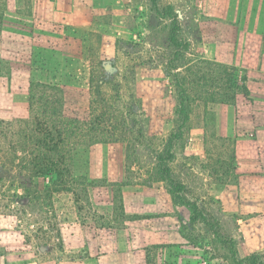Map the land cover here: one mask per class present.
I'll list each match as a JSON object with an SVG mask.
<instances>
[{
	"label": "crops",
	"instance_id": "0c3cea01",
	"mask_svg": "<svg viewBox=\"0 0 264 264\" xmlns=\"http://www.w3.org/2000/svg\"><path fill=\"white\" fill-rule=\"evenodd\" d=\"M156 4L154 0H0V137L2 126L12 132L29 121L32 86L61 88L63 67L91 66V52L113 60L121 58L120 44L125 50L136 47L150 54L168 49L172 20L160 16L157 8L170 6L189 44L184 53L191 48L198 53L186 68L211 61L236 68L247 78V98L239 95L234 104L218 105L212 124L204 119L192 124L182 140L188 156L195 147L210 145L220 151L232 144V167L214 173L226 180L215 188L221 206L217 217L241 258L264 256V0H156ZM151 57L136 69L137 86L147 105L159 100L147 93L155 83L156 58ZM48 92L53 99V91ZM155 110L150 106L148 115L158 114ZM166 187L158 180L136 184L133 199L139 205L133 213L165 211L168 232L141 231L127 240L111 234L95 242L94 236H77L76 213L75 218L59 220L61 235L53 241L60 245L36 238L26 241L18 230L22 241L0 240V249L5 245L8 251L6 264H75L72 257L63 261L58 253L83 248L88 251L84 264H189L188 240L179 229L190 208L176 203ZM92 243L97 245L96 256Z\"/></svg>",
	"mask_w": 264,
	"mask_h": 264
},
{
	"label": "rangeland",
	"instance_id": "374dc122",
	"mask_svg": "<svg viewBox=\"0 0 264 264\" xmlns=\"http://www.w3.org/2000/svg\"><path fill=\"white\" fill-rule=\"evenodd\" d=\"M159 9L165 8L161 6ZM178 42L183 47L172 48L170 45L168 49H157L152 54L136 47L125 50V44H120L121 58L109 60L104 54L91 52V66H81L76 70L75 67H63L61 88L53 93L63 106V114L67 119L75 118L85 134L82 138L80 135L71 139L72 146L76 147L73 153L74 173L88 184V193L80 202V214L72 194L54 195V214L46 203L36 206L26 203L23 206L15 201L11 185L14 171L18 172L19 169H10L13 165H5L4 158L8 156L10 141L18 139L14 138L13 132L6 131L2 126L0 178L5 183L0 182L3 185L0 194V237L4 236L0 240L22 241L18 231H23L27 235L25 240H33L35 237L43 242L60 245L57 240L53 241V237L61 235L59 220L75 218L76 213L74 224L77 236L81 239L94 236L95 242L99 241V237L111 234L126 237L127 240L140 235L141 231L142 234L150 230L168 232L171 229L165 211L147 209V215L133 213L139 205L133 199L135 190H138L135 189L136 184L148 185L152 181H164L170 190L169 182L163 179L165 173L159 172L160 166L163 168L167 165L174 181L187 184L181 193L183 198L197 203L209 220L212 218L219 222V229L207 226L201 219L191 223L192 210L189 209L188 218H184L183 226L179 229L188 240L191 255L189 264H250V259L233 253L236 247L233 249L231 244L224 243L230 236L217 217L221 206L216 200L215 188L226 180L224 177L215 178L214 173L217 170L229 171L232 167V144L227 143L226 148L220 151L210 145L201 150L195 147L188 156L184 155L187 148L182 140L192 124L202 119L212 124L213 109L225 105L222 97L228 86L234 88L236 100L239 95L247 98L250 93L247 82L243 81L242 72H238L234 81H230L228 77L216 75V71L210 72L215 68L209 69L203 63L186 68L188 63L198 58V53L193 48L184 53L187 38L183 32L178 34ZM159 45L163 46L162 42ZM177 51L179 55L175 60ZM150 55L151 59L156 58V71L152 74L155 81L152 91L147 93L159 96V100L155 103L152 101L148 106L143 90L137 86L136 69L139 64L148 63ZM173 59L176 69L167 72L168 62ZM193 68L197 72L202 68V81L198 80V74H193ZM88 78L91 81L89 90ZM184 90L189 97L186 103L189 120L186 123L180 107ZM150 106H154L159 113L148 115ZM30 117L33 119L32 114ZM16 126L18 128L14 130L18 132L23 125ZM85 128H95L97 134L107 140L91 144L90 136L95 133L87 135ZM169 141H172L171 148L168 147ZM170 154L173 158L166 161ZM160 157L166 161L161 165ZM143 218L151 221L135 222ZM40 242L37 244L40 245ZM92 244L94 250L91 253L96 256L97 245L95 247V243ZM5 247L0 249V264H6L5 254L8 251ZM166 247L163 245V248ZM58 254L63 261L72 257L75 264H84L88 251L83 248ZM259 261L264 262V256L259 257Z\"/></svg>",
	"mask_w": 264,
	"mask_h": 264
},
{
	"label": "trees",
	"instance_id": "16d2710c",
	"mask_svg": "<svg viewBox=\"0 0 264 264\" xmlns=\"http://www.w3.org/2000/svg\"><path fill=\"white\" fill-rule=\"evenodd\" d=\"M154 5L156 6V0H154ZM157 11L160 16L169 17L172 20L169 34L170 45L173 48L183 47L178 42V34L181 31V27L177 14L174 13L170 6L163 11L158 9ZM185 45L188 48L189 44L186 43ZM178 52L179 51L175 53V60L179 55L177 54ZM173 61L174 59L168 62L166 68L167 72L176 69L174 68L175 65L173 64ZM202 63L205 64V66H208L209 69L214 67L215 70H211L210 72L216 71V75L219 77H228L231 79L230 81H234L233 79L237 77L238 72L236 68L224 66L211 61H203ZM201 69L202 68H199L197 72L193 68V74L196 76L197 74L199 75V81L203 80V77L200 76ZM243 81H247L245 76L243 77ZM204 83L205 82L203 81V84ZM230 83L231 82H229V84ZM54 89L55 88L53 87L41 84H36L31 87L30 106L33 119L30 117L29 121L25 123V126L20 128V131H12L14 138L16 137L18 140L10 141L9 153H7L8 156L4 158V161L5 165H13L10 169H19L18 172L14 171L15 176L12 178L11 185V187L13 186L14 188L13 196L16 198L15 201L17 203H20L23 206L24 204H32L36 206L41 203H46L54 214V195L67 193L73 195L78 214H80L82 211L80 202L82 197L88 193V184L82 182V180L76 177L74 173L75 156H73V153L75 152L76 147L72 146L71 139H75L80 135V138H82L85 134L83 133V127H80L81 125L79 126L78 123H76L77 120L75 118L67 119L63 114V106L58 102L57 98L54 99L55 94L53 99L49 98L48 91H54ZM233 89L234 88L231 86H228L226 89L227 92L222 97L224 104H234L236 102L237 94L235 95V93H233ZM182 94L184 95L180 100V107L181 113L185 116L184 123H186V121L189 120V111L186 106L189 97L186 90H184ZM85 129L87 135L95 133L93 136H90L91 144H97L107 140L106 138H103L104 136L101 138L97 134L95 128ZM100 134L103 135L102 132ZM168 145V147L171 148L172 141H169ZM172 158L173 156L170 154L166 161H170ZM166 161L164 157H160L159 165ZM159 172L160 174L163 172L165 173L163 179H166L169 182L170 192L175 202L185 205L192 210L190 217L191 223H195L201 219L207 226H210L213 229L214 227L219 229V222L214 221L212 218L209 220V218L205 216V212L200 209L197 203L183 198L181 193L186 189V186L181 182L174 181L169 166L165 165L163 168L160 166ZM0 182L5 183L2 177L0 178ZM2 186L3 185L0 184V194ZM21 233L26 239L27 235L23 231H21ZM225 241L224 243L231 244L234 249L235 243L231 238ZM233 253L237 255V250L234 249ZM259 257L263 256L260 254H252L249 256L248 259H250V264H264V262L259 261Z\"/></svg>",
	"mask_w": 264,
	"mask_h": 264
}]
</instances>
